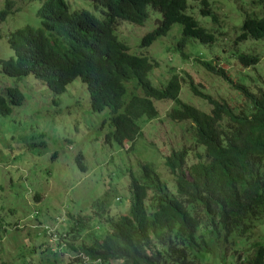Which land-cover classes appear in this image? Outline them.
I'll return each mask as SVG.
<instances>
[{"label": "trees", "instance_id": "trees-1", "mask_svg": "<svg viewBox=\"0 0 264 264\" xmlns=\"http://www.w3.org/2000/svg\"><path fill=\"white\" fill-rule=\"evenodd\" d=\"M89 1L99 17L82 7L70 9L64 0H38L40 26L25 24L7 34L13 57L0 59V71L14 78L30 74L54 94L79 78L89 108L109 110L112 129L106 141L120 145L140 134L139 117L156 115L152 99L172 100L176 107L167 116L191 123L192 144L163 156L169 180L160 177L151 163H140L139 176L130 174L127 185V213L108 215L99 227H105L101 234L90 230L82 234L91 220L99 224L97 208L92 214H67L64 230L56 231L57 252L70 253L65 264H201L202 256L211 251L209 236L223 246L215 254L217 264H264V74L257 71L246 85L231 81L210 59H198L237 93L227 97L229 104L190 82L188 88L210 106L201 111L178 99L183 79L176 73L171 72L162 87L151 85L147 73L156 62L129 53L114 33L123 21L142 25L151 9L158 13L159 24L142 35L140 46L149 45L174 23L180 24L179 48L189 39L212 43L214 35L185 13V0ZM200 4L199 13L216 22L207 1ZM255 5L244 13L235 42L264 40V0H255ZM6 6L12 7L13 1L7 0ZM7 11L1 10L0 18ZM258 56L242 49L234 57L247 67L256 65ZM130 79L134 84H128ZM22 101L19 88L5 86L0 90V115ZM76 161L83 168L80 154Z\"/></svg>", "mask_w": 264, "mask_h": 264}, {"label": "rangeland", "instance_id": "rangeland-1", "mask_svg": "<svg viewBox=\"0 0 264 264\" xmlns=\"http://www.w3.org/2000/svg\"><path fill=\"white\" fill-rule=\"evenodd\" d=\"M6 1L0 0V11L8 10L0 18V59L13 57L6 42L9 32L25 24L40 26L38 0H12V7H7ZM64 1L70 9L82 7L100 15L89 0ZM206 1L217 16L216 22L199 13L200 0H185V13L214 35L212 43L189 39L179 48L180 24L174 23L149 45L140 46L142 35L157 23L158 13L151 9L142 25L123 21L114 31L129 53L156 62L147 73L151 85L162 87L171 72L176 73L185 80L180 83L178 99L204 112L210 106L188 88L190 82L202 93L229 104L227 97L237 93L225 78L206 71L198 59H210L215 67L226 71L231 81L246 85L255 80L257 71L264 74V40H234L244 13L256 8L255 0ZM242 49L256 52L258 63L241 66L234 56ZM128 84H134V79ZM5 86L19 88L23 101L12 106L8 114L0 115V263L65 264L70 253L62 249L59 254L54 240L56 231L64 230L67 214H92V208H97L99 224L91 220L82 234L89 230L101 234L105 227H99L108 215L127 213V185L130 174L139 176L140 163H151L160 177L169 180L163 156L172 148L192 144L191 123L167 116V111L176 107L172 100L152 99L156 115L139 117L136 123L140 134L120 145L106 141L112 129L109 110L89 108L88 94L79 78L54 94L30 74L14 78L0 71V90ZM78 154L83 168L76 161ZM186 161H190L189 154ZM168 184L172 185L170 181ZM207 238L211 251L202 256L201 264H217L215 254L223 246Z\"/></svg>", "mask_w": 264, "mask_h": 264}, {"label": "clouds", "instance_id": "clouds-1", "mask_svg": "<svg viewBox=\"0 0 264 264\" xmlns=\"http://www.w3.org/2000/svg\"><path fill=\"white\" fill-rule=\"evenodd\" d=\"M158 20V19H157ZM154 24H159V20H158V23H154Z\"/></svg>", "mask_w": 264, "mask_h": 264}, {"label": "water", "instance_id": "water-1", "mask_svg": "<svg viewBox=\"0 0 264 264\" xmlns=\"http://www.w3.org/2000/svg\"><path fill=\"white\" fill-rule=\"evenodd\" d=\"M158 23V20H155Z\"/></svg>", "mask_w": 264, "mask_h": 264}]
</instances>
